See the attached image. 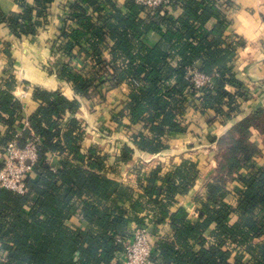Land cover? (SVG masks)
Listing matches in <instances>:
<instances>
[{"label": "trees", "instance_id": "trees-1", "mask_svg": "<svg viewBox=\"0 0 264 264\" xmlns=\"http://www.w3.org/2000/svg\"><path fill=\"white\" fill-rule=\"evenodd\" d=\"M17 1L23 11L6 17L4 23L17 38L35 36L52 15L56 0H35L34 6ZM219 1L184 0V14L175 20L169 16L172 6L161 14L160 9L129 0L132 14L117 11L115 23H107L114 40L110 59L104 51L103 28L92 22L89 13L91 6L101 11L99 0L66 2L65 26L52 43L49 71L69 82L83 100H92L98 92L103 101L105 86L108 90L128 86V101L113 124L128 134L133 146L124 144L119 150L125 165L131 167L136 150L157 155L168 149L171 134L189 131L192 115L212 123L239 114L241 93L231 94L227 87H241L233 63L245 43L226 35L231 22L225 17L227 4ZM143 12L157 19L147 22L140 18ZM213 20L217 24L211 29ZM151 31L160 35L154 46L144 38ZM77 58L85 62L84 72L72 70L71 61ZM189 69L219 77L213 87L196 89ZM4 83L0 118L9 128L0 132V170L2 148L9 142L16 140L24 148L32 133L41 142L34 171L25 180L27 192L0 188V264H122L123 244L118 239H131L134 229L146 226L149 213L154 214L149 219L152 232L166 222L171 228L153 253V264H264V241L256 243L264 237V167L243 170L259 152L251 137L253 130L264 134L263 111L246 117L218 140L216 175L207 184L194 221L184 209L171 212V206L177 194L187 193L193 185L195 163L182 162L164 177L160 168L144 179L138 177L136 184L143 193H135L113 178V165L109 166L104 150L97 146L84 152L86 135L84 122L76 117L78 100L61 91L35 88L37 106L29 116V128L19 134L11 128L20 125L23 105L12 94L14 81ZM231 180L239 181L240 188L232 189ZM232 193L235 205L226 200ZM115 198L131 202L133 214L126 203L115 204ZM77 213L83 225L74 228L68 221ZM235 214L238 221L230 225ZM212 225L216 229L209 245L205 232Z\"/></svg>", "mask_w": 264, "mask_h": 264}, {"label": "crops", "instance_id": "crops-1", "mask_svg": "<svg viewBox=\"0 0 264 264\" xmlns=\"http://www.w3.org/2000/svg\"><path fill=\"white\" fill-rule=\"evenodd\" d=\"M74 2L75 0H56L51 6V14L47 21L42 22L39 32L35 36H25L24 38H17L13 31L4 23L6 17L19 14L23 8L17 0H0V89L5 90L7 87L4 81H14L15 85L12 88L13 96L23 105V115L20 125L14 124L11 129L25 131L29 128V116L32 114L33 109L37 106L34 100L35 88H41L49 92L61 91L68 99L78 100L81 103L79 112L76 117L82 120L89 129V134L85 136L83 142L84 152H88L91 148L100 147L103 154L108 157L109 166L113 165V178L119 179L120 173L130 166H119L116 154L124 144L133 147L129 141V136L124 130L113 127L115 124L114 118L117 113L126 105L128 101L129 89L126 84L118 88L108 90V86L103 89V94L106 99L100 101L102 95L98 92L93 99H82L74 91L72 85L64 79L59 78L57 75L52 74L49 70L52 58V43L58 37L60 30L65 26L64 14L66 2ZM129 0H115L109 3L106 0H99L101 11L96 10L91 6L90 14L91 20L97 26L103 28L104 33L103 43L105 55L108 59L112 57L110 53L111 46L114 40L111 37L107 23L114 22V15L117 11L129 16L131 15V6L128 4ZM227 4L224 10L226 19L231 22V26L226 30V35L239 37L244 41L242 47L236 55L233 63V72L236 79L241 83V87L228 86L227 90L231 94L241 93L238 99L241 105L239 106V114L228 119L225 117L219 118L212 123H207L204 119L192 115L193 123L189 126V131L184 133L171 134L168 138V149L157 155H149L142 151L136 150V155L131 166L135 161L143 163L146 166V174L157 168H160L161 177H164L175 166L180 165L182 162H193L197 167V176L189 191L185 194H177L175 196L176 203L171 206V212H176L179 209H184L188 215L196 221L198 219V209L200 202L205 197L207 192V184L211 182L216 175V170L219 161V147L218 140L226 136L236 124L245 119L246 117L257 113L264 112V0H220L219 2ZM31 6L35 5V0H27ZM175 5L171 7L169 16L175 20L180 18L184 13L182 4L184 0H175ZM114 5V7H113ZM37 11H34L36 16ZM140 18L147 22H152L157 19L149 16L147 13H140ZM215 20L210 22L209 27L212 29L216 26ZM145 42L149 46L156 45L160 40V35L156 31H151L145 37ZM72 70L76 72H84L86 70L85 62L80 58L71 61ZM245 103V104H244ZM101 105H103L101 107ZM116 108L111 109L112 106ZM97 109H96V108ZM110 107V108H109ZM109 114V115H108ZM109 122L111 129L114 131L113 135V151L108 153L110 145L102 144L97 138L90 135L91 123L94 122ZM128 122V120H126ZM6 125L0 118V132L4 134L8 131ZM251 140L256 144L259 152L253 157L247 165L244 166L245 173L251 172L253 168L260 169L264 167V134L253 130ZM56 158V157H55ZM115 164V165H114ZM108 167V166H107ZM124 172V174H126ZM132 175H128L131 177ZM127 177V176H126ZM126 183L135 193H143L142 187L137 186V178L132 176ZM231 188L236 190L240 188V182L231 180L229 181ZM236 188V189H235ZM235 192V191H234ZM133 193V194H135ZM236 193V192H235ZM135 196H137L135 194ZM236 196L234 193L227 197V201L235 205ZM122 202V201H121ZM115 198L114 203L119 207L123 206L132 213L134 211L131 202L121 203ZM77 213L72 216L68 223L74 228L82 226V216ZM133 214V213H132ZM153 213L148 216L153 217ZM238 215H232L230 225L238 221ZM169 223H164L160 231L161 233L170 232ZM216 229V225H212L206 232L205 238L209 245L213 242L212 234ZM264 237L256 239V243H262ZM200 246L197 245L196 249ZM247 260L250 256H247Z\"/></svg>", "mask_w": 264, "mask_h": 264}, {"label": "built area", "instance_id": "built-area-1", "mask_svg": "<svg viewBox=\"0 0 264 264\" xmlns=\"http://www.w3.org/2000/svg\"><path fill=\"white\" fill-rule=\"evenodd\" d=\"M135 2L139 6L150 10L160 9L162 10L161 14H163L165 9L173 6L175 0H135ZM48 66H50V64ZM188 77L196 89H201L205 86L213 87L214 79L218 78L219 74L215 73L212 76H207L195 69H189ZM241 100L237 102L239 106L241 105L239 103ZM82 128L85 135L89 134L88 126L85 123ZM40 142V138L32 133V139L24 148L18 147L16 140L9 142L2 148L4 157L1 161L0 188L8 189L18 194H25L27 192L25 180L27 176L33 173L38 161V145ZM116 157L118 158L119 154H116ZM116 164L125 166L119 158ZM140 165L141 164H135L129 167L126 176L135 175L136 178L140 177L144 179L146 172ZM121 176L125 177L124 172H122ZM118 180L123 184L129 183L128 181H121V179ZM143 182L145 181L143 180ZM151 218L152 216H149V219ZM149 219H146L145 227L137 228L132 231L131 239L126 241L120 238L118 239V241L123 244V251L120 255L122 264H153V253L158 250L159 243L163 239L164 234L161 233L160 229L156 233L152 232V223Z\"/></svg>", "mask_w": 264, "mask_h": 264}, {"label": "rangeland", "instance_id": "rangeland-1", "mask_svg": "<svg viewBox=\"0 0 264 264\" xmlns=\"http://www.w3.org/2000/svg\"><path fill=\"white\" fill-rule=\"evenodd\" d=\"M103 105H101V107H102ZM96 108V107H95ZM110 108V107H109ZM115 109L116 107L113 105L112 107H111V109ZM97 109V108H96ZM109 115V114H108ZM112 128L110 127V125H109V122H105V123H101V122H94V123H91V129H90V135H92V136H94L95 138H97V139H99V140H101L100 142L102 143V144H105V145H110V147L108 148V153H111L112 151H113V146H112V141H113V135H114V131L113 130H111ZM110 149L112 150V151H110ZM135 164H141L140 166H142L143 167V169H145V170H147L146 169V166L145 165H143V163H140V161H139V159H138V162H136L135 161V163H134V165ZM133 165V166H134ZM118 171H119V173H120V175L122 174V171H121V169H119L118 168ZM129 171V168L126 170V172H128ZM125 172V171H124ZM125 172V173H126ZM132 176H135V175H132ZM126 177V174H125V177H122V176H119V179H121V181L123 180V181H129V179L130 178H132L133 179V177ZM126 179V180H125ZM128 179V180H127ZM129 184H134V182H129Z\"/></svg>", "mask_w": 264, "mask_h": 264}]
</instances>
